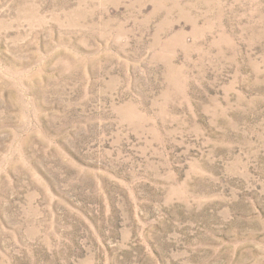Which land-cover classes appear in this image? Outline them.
<instances>
[{
  "label": "rangeland",
  "instance_id": "obj_1",
  "mask_svg": "<svg viewBox=\"0 0 264 264\" xmlns=\"http://www.w3.org/2000/svg\"><path fill=\"white\" fill-rule=\"evenodd\" d=\"M0 264H264V0H0Z\"/></svg>",
  "mask_w": 264,
  "mask_h": 264
}]
</instances>
